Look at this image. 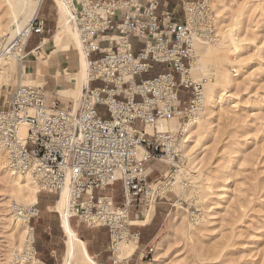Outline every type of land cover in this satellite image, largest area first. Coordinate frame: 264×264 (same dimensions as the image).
Here are the masks:
<instances>
[{"label":"built area","instance_id":"obj_1","mask_svg":"<svg viewBox=\"0 0 264 264\" xmlns=\"http://www.w3.org/2000/svg\"><path fill=\"white\" fill-rule=\"evenodd\" d=\"M60 1L89 59L87 85L75 107L62 105L44 84L17 83L0 104V150L6 166L30 174L39 191L60 196L69 188V217L107 227L113 263L125 264L126 258L116 259L117 248L140 234L131 214L150 196L155 204L173 191L184 128L203 107L205 82L193 77L192 67L196 42L216 39L212 0L184 1L181 18L159 12L161 0ZM44 2L24 32L23 52L33 34L49 31L40 13ZM16 47V40L0 34V60ZM172 118L176 130L159 127ZM157 161L169 169L150 180ZM119 182L121 202L113 192ZM14 208L31 225L33 248L31 223L40 209L36 203Z\"/></svg>","mask_w":264,"mask_h":264},{"label":"rangeland","instance_id":"obj_2","mask_svg":"<svg viewBox=\"0 0 264 264\" xmlns=\"http://www.w3.org/2000/svg\"><path fill=\"white\" fill-rule=\"evenodd\" d=\"M212 1L216 39L209 41L204 52L202 46H197L192 69L193 77L204 80L205 93H212V97L205 112L199 114L201 124L191 132L190 141H186L187 154L183 153L173 191L160 200L151 222L142 227L134 256L138 258L143 251L138 264H264V0ZM16 6L0 0L1 35L10 37L2 26L10 23ZM40 13L47 18L50 31L33 36L23 57L20 56L21 62L11 60L14 65L0 81V104L3 94L20 83L21 78L30 85L44 84L50 94L58 95L62 105L73 104L81 96L71 79L79 67V54L74 46L69 50H53L49 45L47 52L41 46L34 54L24 55L35 42L51 38L58 25L60 30L64 28L59 6L52 0H47ZM230 27L234 44L228 39L224 41L221 34L222 28ZM66 40L71 41V34L66 33ZM66 57L69 66L58 75L53 63ZM27 59H33L36 69L40 68L37 74L25 72ZM156 72L154 69L141 76ZM63 83H67L66 89L73 97L58 93ZM101 110L99 107L101 114L107 115ZM164 121L177 129L175 118ZM156 163L159 168L150 180L169 169L167 164ZM12 172L0 155V264H29L33 249L27 246L26 239H21L20 224L25 222L12 205L29 206L34 201L16 198L17 184L13 178L17 175ZM113 188L115 196L120 197V184ZM37 195L39 206L47 200L56 204L59 198L44 192ZM152 202L154 195L147 205L133 211L131 219L135 214L143 218L145 208ZM53 214L59 216L55 209ZM79 227L83 234L91 233L92 227L85 222ZM97 233L99 237L101 232ZM146 244L149 246L144 249ZM107 256L105 249L98 258L109 261Z\"/></svg>","mask_w":264,"mask_h":264},{"label":"bare ground","instance_id":"obj_3","mask_svg":"<svg viewBox=\"0 0 264 264\" xmlns=\"http://www.w3.org/2000/svg\"><path fill=\"white\" fill-rule=\"evenodd\" d=\"M6 1L8 3L17 4L16 8H14L13 10V13H12L13 17L10 20V23H4L3 24L4 26H2V27H6L5 29L4 28L3 29L4 30L7 29L6 32L10 34V37H13V39L17 41V47L14 53L0 60V81L3 80V78H5L7 69L12 68V65H14V63L11 60L16 58L17 61L19 62L22 61L20 58V55H22L23 53V47L26 44V40H27L26 36L24 35V32L25 30L28 29L41 3V0H6ZM212 3H217V2L212 1ZM56 5L59 6V14H60L59 18H60V22L64 24V28L62 30H59V32L56 34V38L52 42L53 44L51 43L47 44L44 48L47 51V46L54 45L56 42H60L61 38L65 39L66 33L71 34V43H73V45L78 49L79 61H80V67L77 70V72L74 74L73 78L75 80L78 91L81 92V89L85 87L88 82L89 59L87 57L86 51L83 48V44H82V41L80 39V36L77 30L75 29L73 24L69 21V17H68L69 11H68L67 6L63 4L62 1L60 0H56ZM221 31H222L221 34H222L224 41L225 39H228L230 43L234 44L235 39L232 35L233 29H231V27L227 29L222 28ZM208 43L209 41L198 40L196 42V48L197 46L198 48L199 46L200 47L202 46L201 50L202 52H204L206 49H208V45H207ZM36 51L37 50L35 49L34 52ZM21 83L30 85V83H25L23 81V78H21ZM211 94L212 93L210 92L205 93L204 91V103L202 107V109L204 108V110L201 109L200 112L201 111L205 112V110L208 108L209 106L208 104L210 103L209 100H211L210 98L212 97ZM74 105L75 107H77L78 103L77 105L74 103ZM200 112L196 116H194L186 124L184 128L183 137L181 140V149H180V153L182 156L184 152H185L184 154H187L188 148H187L186 141H190L189 138L191 137V132L194 131L193 129L196 126L200 125L202 122V116L199 115ZM159 127L165 129L171 126H168L167 123L164 120H162L159 122ZM0 155L3 157H6V153L2 150H0ZM12 173H16L15 175H17V176H14L13 178L14 182L17 184L16 189L14 191V195L16 196V198L18 200L35 201L39 188H37V184L32 178V176L28 173L23 174V173H18L15 171H13ZM70 203H71L70 191H69V188L65 187L61 191V194L58 198V202L56 205V209H58L61 213L63 226L67 234V255H66L64 264H97L96 261L93 259V257L88 253L85 247V242L76 236V233L73 231V229L71 228L69 224L68 216L70 215ZM153 204L154 203L152 202V204L150 203V205H148L147 208H145L146 219L144 218H143L144 220L143 219L142 220L133 219L132 223H144L148 221L149 217L152 214ZM12 206L14 207L15 204H13ZM24 222L25 223L20 224V236H21V239H26L27 242H30V240L32 239V228L30 224H28L26 221ZM121 243H127V244L120 245ZM136 243H137V238L131 239L128 242H120L116 250V254H115L116 259L122 260L123 258H125L123 256H126V255L129 256L133 252L136 246ZM28 245L32 249L31 244L27 243V246ZM157 251H158V248H157ZM157 251H156V254H157ZM32 258L33 260L29 264H34L35 258L33 255H32Z\"/></svg>","mask_w":264,"mask_h":264},{"label":"crops","instance_id":"obj_4","mask_svg":"<svg viewBox=\"0 0 264 264\" xmlns=\"http://www.w3.org/2000/svg\"><path fill=\"white\" fill-rule=\"evenodd\" d=\"M184 1H188V0H163L164 3H162V2L160 3L159 12L162 10H170L173 12L174 18H181L184 15V9H183V4H184L183 2ZM46 2H47V0H45V2L42 4V6H44ZM58 24H59V20H58ZM45 26H46V29H49V24L47 22V18H46ZM59 30H60V25H58V29L54 32V34L52 35L51 38H45L44 37L43 40H41L39 44H37V42H35L34 45L29 46V50L27 52L34 54L35 49L37 50L41 46L45 50L44 47L47 44H50V42L56 38V34L59 32ZM49 31H50V29H49ZM35 35H38L39 37L41 36L40 34H33L32 37L28 40V43L31 42L33 36H35ZM135 41H137V40H135ZM28 43H27V45H28ZM71 46H74L73 43H71V41H69V40L65 41V39H63V38H61L60 42H56L54 45H52V47H54L53 50H56V49L69 50V49H71ZM47 47H49V46H47ZM75 49H77V48L75 47ZM47 51H50L49 48H47ZM48 55L49 54H47V56ZM69 63H70V60L68 57L64 58L62 61H60L59 59H58V61H55L53 64L55 65L56 73L58 75L61 74L62 69H64V71H66L67 67L69 66ZM47 64L48 63H44V65H47ZM36 66L37 65L33 59L32 60L27 59L25 61V72L26 73L29 72L30 74H35V73L37 74L38 71L40 70V68L36 69ZM79 67H80V61H79ZM79 67H78V69H79ZM20 70H22V67ZM77 70H76V72H77ZM73 76L71 79L73 80L74 85H76ZM66 88H67V83H63L62 87L58 90V93L61 95H69V96L73 97L70 93H68V89H66ZM83 88L81 89V92H82ZM74 100H75V104L77 105L79 98H78V100H76V98ZM102 109L104 110L105 107L102 106ZM157 162H160V161H157ZM151 168L153 169V172H154V170L156 168H159V167H158L157 163L155 162V163H153ZM118 184H120V186H121L120 182ZM39 192L49 193L52 195H58L56 193H51V192H47V191H38V193ZM115 199L117 201L121 202L122 201V192H121L120 197L115 196ZM57 202H58V200H57ZM159 202L160 201H157L155 204H153L152 214L149 217L150 220L148 219V221H146L144 223H134V225L132 226V229L134 231H139L140 234H139V237L137 239V243H136V246H135L133 252L129 256L125 257L126 258L125 264H138V259L141 257L143 251L139 252V254L137 255L138 258H135L134 256L136 254L137 248H139V245H140V240L142 237V229H143L142 227L146 226L147 224H149L151 222V220L155 214L157 204ZM34 203H36L38 208L40 209L39 215L32 219V226H33V244H32L33 248L32 249H33V252L35 254L34 264H64V261H65L66 255H67V234H66V231H65L64 226H63L61 213L58 209H56L57 203L54 204L55 202L54 203L48 202V200H47V202L46 201L42 202V204H40V206H41L40 207L38 205V203H39L38 195H37ZM54 209L57 211L59 216L57 214L56 215L53 214ZM143 215H144L143 218L146 219V217H145L146 215L144 213H143ZM143 218H140L139 215L137 214V216L134 219H139V220L141 219L142 220ZM81 222H84V221L79 220L78 217H76V216L69 217V224H70L71 228L76 233V236L85 242V247H86L88 253L93 257V259L96 261L97 264H114L113 260L111 258V255H110V251H109L110 233H109L108 228L105 226H90V225H88L89 227H92L91 233H88L87 235H85L82 233V231L79 227V224ZM97 232H101V235L99 237L96 235V234H98ZM147 246H149V245H147V244L144 245V249L147 248ZM105 249L108 251L107 257H108L109 261L103 259L102 257L98 258V256H100L102 251ZM141 259H143V258H141Z\"/></svg>","mask_w":264,"mask_h":264}]
</instances>
